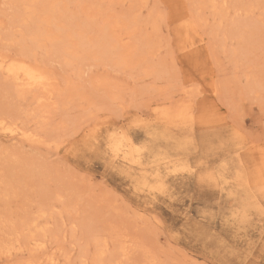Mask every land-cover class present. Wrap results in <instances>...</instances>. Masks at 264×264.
I'll list each match as a JSON object with an SVG mask.
<instances>
[{"label": "rangeland", "instance_id": "374dc122", "mask_svg": "<svg viewBox=\"0 0 264 264\" xmlns=\"http://www.w3.org/2000/svg\"><path fill=\"white\" fill-rule=\"evenodd\" d=\"M40 1L0 0L1 56L31 58L55 78L37 105L0 70V118L22 128L0 133V264H264V0ZM48 9L55 28L43 23ZM39 18L56 39L36 46L24 25ZM235 19L247 24L233 36ZM190 117L187 149L169 150L160 134L188 137ZM114 130L131 151L168 157H115ZM175 163L190 170L163 168L162 192L138 190L141 172ZM233 169L258 204L245 222Z\"/></svg>", "mask_w": 264, "mask_h": 264}, {"label": "bare ground", "instance_id": "6f19581e", "mask_svg": "<svg viewBox=\"0 0 264 264\" xmlns=\"http://www.w3.org/2000/svg\"><path fill=\"white\" fill-rule=\"evenodd\" d=\"M16 1V0H15ZM34 0H19V2H20V4L21 5H26L27 6V4H29L30 2H33ZM36 1V0H35ZM34 1V2H35ZM53 1V0H52ZM59 1V0H58ZM18 2V1H17ZM33 2V3H34ZM41 2V1H40ZM44 2H46V0L44 1L43 0V2H41V4L43 3V5L42 6H44V4H45V7L47 8V4L46 3H44ZM60 2V1H59ZM141 2V1H140ZM32 3V5H34ZM220 3V2H219ZM19 4V3H18ZM50 4V3H49ZM49 4H48V6H49ZM55 4V3H54ZM212 4V3H211ZM253 4V3H252ZM15 5H16V3H15ZM51 5V4H50ZM62 5V4H61ZM26 6H24V7H22V8H26ZM53 7H55V5H52ZM57 6V5H56ZM18 7V6H17ZM16 7V8H17ZM29 7H30V5H29ZM28 7V8H29ZM50 7V6H49ZM60 7H62V6H60ZM38 8V7H37ZM43 8V7H42ZM45 8V9H46ZM52 10H54L52 7H50ZM49 8V9H50ZM65 8V7H64ZM30 9H31V7H30ZM48 9V10H49ZM50 9V10H51ZM214 9V8H213ZM44 11L43 13H45L46 14V16H44L42 19H43V23H46V24H48L49 22H51V20H53L52 22H56L54 19H52V18H50L51 16L52 17H54L53 15H55V14H53V15H51V12H50V10L49 11ZM60 10V9H59ZM59 10H57V9H55L54 10V13L56 12V13H60L62 10H60V12H57V11H59ZM23 11V10H22ZM27 11V10H26ZM34 11V10H33ZM33 11H31V15H32V12ZM92 11V10H91ZM37 12V11H36ZM35 12V13H36ZM46 12H48V13H50L49 15H50V17L48 16V18H47V15H48V13H46ZM63 12V11H62ZM26 13V12H25ZM29 13V12H28ZM52 13H53V11H52ZM244 13H245V11H244ZM23 14V13H22ZM61 14V13H60ZM59 14V15H60ZM224 14H225V12H224ZM224 14H222V15H224ZM15 16V15H14ZM27 16V15H26ZM30 16V15H29ZM35 17H36V15H34ZM34 16H30V18H33ZM39 16H40V14H39ZM41 16H43V15H41ZM41 16H40V18H41ZM87 16V15H86ZM94 16V15H93ZM58 17V16H57ZM60 17H62V16H60ZM81 17V16H80ZM91 17V16H90ZM90 17H88V18H90ZM29 18V17H28ZM39 18V19H40ZM87 18V19H88ZM238 18V17H237ZM197 19V18H196ZM202 19H204V18H202ZM239 19V18H238ZM238 19H235L233 22H232V27L233 26H236V27H233V29H232V35L234 36V34H235V36L239 33L240 34V30L237 32V31H233V30H236V29H234V28H237V26L239 25V22L241 21V20H239L238 21ZM22 20H24V18H22ZM27 20H29V19H27ZM32 20V19H31ZM80 20V19H79ZM84 20H86V18L84 19ZM90 20H91V18H90ZM107 20V19H106ZM37 23H36V22ZM35 21H33L31 24H33V23H36V24H33V26H32V28H29L31 25H24V26H29V27H26L27 29H25V30H27V33H29V35H33L34 34V31H32V30H35L36 31V33H37V35L39 34V39H37V45L36 46H38V45H40V44H43L44 42H47V40H48V42L49 41H52L51 39H52V35H50L47 31H48V29H47V31L45 30H42V29H37V28H39V26H41L42 24H41V19L40 20H38L37 21V19L35 20ZM39 21H41V22H39ZM82 21V20H81ZM89 21V20H88ZM186 21V20H185ZM24 22V21H23ZM26 22V21H25ZM29 22V24H30V20L28 21ZM27 22V23H28ZM51 22V24L49 25V26H51V25H54V23H52ZM84 23L86 22V21H83ZM113 22H115V21H113ZM112 22V23H113ZM117 22V21H116ZM118 22H119V20H118ZM40 23V25L38 26V24ZM87 23V22H86ZM91 23V22H90ZM89 23V24H90ZM112 23H111V26H112ZM195 23H197V22H195ZM230 23H231V21H230ZM241 23H244L243 21L242 22H240V24ZM21 24H22V22H21ZM25 24V23H24ZM88 24V23H87ZM98 24V23H97ZM109 24H110V22H109ZM120 24V23H119ZM245 24H247V23H244V25H242V26H246ZM34 25H35V27H34ZM121 25H122V23H121ZM44 26H46V25H43V29H45L44 28ZM49 26H48V28H49ZM58 26H59V24H58ZM104 26V25H103ZM130 26V25H129ZM241 25H239V27H238V29H240L241 27H240ZM54 28L56 27V24L53 26ZM60 27H62V26H60ZM108 27H109V25H108ZM117 27V26H116ZM185 27V26H184ZM192 27V26H191ZM59 28V27H58ZM58 28H56L57 29V31H59L60 30V28H59V30H58ZM77 28V27H76ZM83 28V27H82ZM199 28V27H198ZM242 28H244V27H242ZM62 29V28H61ZM111 29H112V27H111ZM117 29V28H116ZM126 29V28H125ZM200 29V28H199ZM28 30H29V32H28ZM201 30V29H200ZM228 30V29H227ZM244 30V29H243ZM86 31V30H85ZM113 31V30H112ZM123 31V30H122ZM198 31V30H197ZM30 32H31V34H30ZM33 32V33H32ZM39 32V33H38ZM81 32V31H80ZM129 32V31H128ZM132 32V31H131ZM234 32H237V33H234ZM242 32V31H241ZM19 33H21L20 31H19ZM35 33V34H36ZM69 33H71V32H66V34H69ZM77 34L78 35V37H80V33L78 32V31H75L74 32V34ZM202 33V32H201ZM66 34H65V38L67 37V36H70V34L69 35H67L66 36ZM86 34V33H85ZM128 34V33H127ZM238 34V35H239ZM242 34V33H241ZM20 35H22V34H20ZM27 35V34H26ZM60 35V34H59ZM73 35V33L71 34V36ZM82 35V37H83V35H84V33L83 34H81ZM120 33L118 34V39H119V37H120ZM54 37H53V39L55 40L56 39V37H55V35H53ZM70 36V39H73V36L71 37ZM76 36V35H75ZM123 36V35H122ZM127 36V35H126ZM28 37V36H27ZM26 37V38H27ZM33 37V36H32ZM31 37V42H34V39ZM61 37H62V35H61ZM60 37V38H61ZM78 37L76 36V37H74V38H77L78 39ZM86 37V36H85ZM89 37H91V36H89ZM111 38H112V40H113V38L115 39V36H113L112 37V35L110 36ZM24 38V37H23ZM25 38V39H26ZM37 38V37H36ZM58 38V37H57ZM59 38V39H60ZM64 38V37H63ZM64 38V39H65ZM87 38V37H86ZM93 38V37H92ZM91 38V39H92ZM33 39V40H32ZM59 39L58 40H56V42H59V44L61 43V41L63 40V39H60L61 41H59ZM69 39V40H70ZM87 39H89V38H87ZM94 39H96V38H94ZM116 39H117V36H116ZM121 39V38H120ZM53 40V41H54ZM68 37H67V40H65V43H68ZM78 40H81V38L80 39H78ZM85 40V38L81 41L82 42V46L85 44V42H86V46H88L89 44H90V46H92L93 44L91 43V41L88 43V40H85V42H83ZM111 40V41H112ZM130 40V39H129ZM67 41V42H66ZM29 42V41H28ZM70 42V41H69ZM96 42H98V41H96ZM113 42H115L116 43V41H112V43ZM119 42V44L121 45V43H120V41H118ZM39 43V44H38ZM32 45L34 44V43H31ZM62 44V43H61ZM71 44V43H70ZM73 44H75L74 42H73ZM81 44V43H80ZM104 44V43H103ZM107 44V43H106ZM105 44V45H106ZM147 44V43H146ZM52 45H55V47H56V44H54V43H52ZM76 45V44H75ZM75 45H74V47H75ZM101 45V44H100ZM109 44H107L106 46H108ZM113 46H114V44H112ZM42 46V45H41ZM72 46V47H71ZM85 46V45H84ZM90 46H88L87 47V50H89L90 49V51H91V47ZM95 46V45H94ZM94 46H92V47H94ZM112 46V47H113ZM128 46V45H127ZM33 47V46H32ZM53 47V46H52ZM65 47H67V46H65ZM70 47V49L72 50V48H74L73 47V45H70L69 46ZM69 47H67V48H69ZM78 47V46H77ZM105 47V46H104ZM64 48V47H63ZM66 48V49H67ZM101 48V47H100ZM110 48V49H109ZM108 49H103V48H101V50L103 51V50H108L109 52H110V50L112 49L113 50V48H111V46L109 47ZM116 48V47H115ZM30 49V48H29ZM32 49V48H31ZM30 49V50H31ZM126 49V48H125ZM124 49V50H125ZM129 49V48H128ZM65 50V49H64ZM115 51H116V49H114ZM113 50V51H114ZM134 50V49H133ZM73 51H75L74 49H73ZM105 51V52H106ZM113 51H111V54L113 53ZM114 51V52H115ZM208 51H209V49H208ZM28 52V51H27ZM65 52H66V50H65ZM69 52H71V51H69ZM127 52H129V51H127ZM56 53V52H55ZM55 53H53L54 55H55ZM66 53H68V49H67V52ZM135 53V52H134ZM210 53V52H209ZM69 54V53H68ZM71 54H74L73 52L71 53ZM115 54V53H114ZM128 53H125L124 55H123V53L121 54V57H122V55H123V58L121 59V62H127V59L125 58V55H127ZM28 55V54H27ZM61 55H64L63 53L62 54H60V56ZM104 55H105V53H104ZM118 55V54H117ZM119 55H120V52H119ZM65 56H67V55H65ZM68 56H70V54L68 55ZM78 56V55H77ZM30 57V56H29ZM31 57H33V56H31ZM64 57V56H63ZM111 57V56H110ZM117 57V56H116ZM34 58V57H33ZM66 58V57H65ZM70 58H72V57H70ZM31 59V58H30ZM30 59H28L27 57L26 58H16V59H6V60H9V61H6L5 60V57H3V56H1V54H0V70H1V72H3V76L4 77H6L7 79H9L8 81H11L12 82V84L14 85L13 87H16V88H14L15 89V91H16V93H17V95L18 96H20L19 98L21 99L22 97L23 98H27V100L29 99V100H33V101H35L36 103H37V105L39 104H41L42 103V100L43 99H46V98H48L49 99V97L50 96H52L53 94H55V86H54V83L52 82V80L53 79H55V78H51L50 77V75H49V73L47 72V70H46V68H45V66H43V64L41 65H37L36 63H34V62H36V61H34V62H32ZM62 59H64V58H62ZM112 59V58H111ZM11 60V61H10ZM59 60H61V59H59ZM66 60H68L67 58L66 59H64V61H66ZM118 60V59H117ZM129 60V59H128ZM137 62V61H136ZM39 63V62H38ZM131 64V63H130ZM129 65V64H128ZM52 77H53V75H52ZM6 80V79H5ZM53 100V99H52ZM32 102V101H31ZM27 104V103H26ZM34 105H36L35 103H34ZM36 105V106H37ZM46 107L45 108H43V106H38L37 108H34V109H32L31 111H36L37 113H33V114H36V116H41V113L42 112H46ZM182 113V112H181ZM181 113H178V116H179V114H181ZM181 116H183V115H181ZM1 117V116H0ZM3 118H5V117H3ZM3 118H0V133H2V134H5V135H8V136H13V135H15V134H18V132H20V130L22 129L19 125L17 126V125H15V124H13V123H9V122H7L6 120H4ZM6 119V118H5ZM40 120V119H39ZM188 122H189V124L188 125H180V130L181 131H185V133L187 132V133H189L188 134V137L186 136V137H184L183 139L182 138H180V139H174V135L173 134H168L166 131H164L162 134H160V138L161 139H163V140H165L166 141V143L168 144V146H169V150H173V151H175V152H183L184 150H186L187 149V147H188V144H189V141H190V136H191V134H192V129H193V125L195 124V120L193 119V118H191L190 117V119H188ZM24 131H26V129L25 130H22L21 132L24 134V138L25 139H29L31 136H32V134L30 133H26V132H24ZM21 133V134H22ZM20 134V135H21ZM35 135V134H34ZM90 135V134H89ZM105 136V135H104ZM107 136V135H106ZM105 136V137H106ZM27 137V138H26ZM11 138V137H10ZM14 138V137H13ZM40 138V137H39ZM42 138V137H41ZM103 138V137H102ZM130 139V138H129ZM105 140H106V138H105ZM103 141H104V138H103ZM106 141H104L103 143H105ZM170 142V143H169ZM103 146H104V144H103ZM144 147L145 146H143V145H136L135 143H133V149H132V151H131V149H129V146H128V139L125 137V135L123 134V133H120V132H117L116 130H114V131H112V132H108V136H107V148H108V150H107V148H106V150L107 151H109L111 154H113V156H115V157H123V158H125V157H128V156H130V155H133L134 156V158H135V160L138 162V161H140L143 157H145V154H144V152L146 153V155H150L151 156V159L152 160H154V161H158V160H163V159H165L166 160V158L168 157V152L167 151H161V150H158V149H151V150H149V149H144ZM105 148V147H104ZM133 153V154H132ZM148 153V154H147ZM170 165V164H169ZM169 165H167L166 166V164L165 165H163L162 167L160 166V167H155L152 171H150V172H141L140 173V175H139V177H138V190L139 191H142V192H145L146 194H154V193H156V192H162L163 191V188H164V179H165V177H166V173H164L163 172V168H167V171H168V173H170V172H172V173H176V172H179V171H189L190 170V166H188L186 163H183V164H181V163H179V164H177V163H175V164H173V165H171V166H169ZM179 176V175H178ZM229 178H230V180H233V181H239L240 183H239V185H241V190L244 188V187H246L245 185H248V178H247V175L246 174H244L243 172H242V170H240V169H233L232 171H231V173H230V176H229ZM175 179V178H174ZM131 192V191H130ZM176 192V191H175ZM242 193H243V196H241V198H240V201H239V205H238V208H239V217H240V219H241V221H243V222H245L246 220H247V218L249 217V212H250V206L252 205L253 206V208H255L256 209V207L258 206V204L257 203H253V201H251V199L252 198H254V195L249 191V190H246V189H244V190H242ZM181 194V193H180ZM142 195V194H141ZM145 195V194H144ZM226 200V199H225ZM204 214V213H203ZM209 216H211V215H209ZM208 216V217H209ZM206 217V216H205ZM207 217V218H208ZM205 220V219H204ZM197 221H199V220H197ZM208 222V221H207ZM205 223V222H204ZM207 224V223H206ZM194 225V224H193ZM197 225V227H198V224H196ZM208 225H209V222H208ZM237 225V224H236ZM241 227V226H240ZM242 228H244V227H242ZM197 229V228H196ZM236 230V229H235ZM235 232V231H234ZM245 232V231H244ZM235 235H238V234H235ZM32 236V235H31ZM30 236V237H31ZM34 236V235H33ZM2 252L3 253H6L7 252V250L5 249V250H2ZM51 261V260H50ZM29 262V261H28ZM35 262V261H34ZM21 263V262H20ZM4 264H5V262H4ZM7 264V263H6ZM39 264V263H38Z\"/></svg>", "mask_w": 264, "mask_h": 264}]
</instances>
